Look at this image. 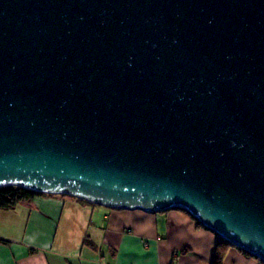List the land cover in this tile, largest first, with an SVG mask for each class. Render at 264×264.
I'll return each mask as SVG.
<instances>
[{
	"label": "water",
	"instance_id": "1",
	"mask_svg": "<svg viewBox=\"0 0 264 264\" xmlns=\"http://www.w3.org/2000/svg\"><path fill=\"white\" fill-rule=\"evenodd\" d=\"M182 209L264 261V0H0V188Z\"/></svg>",
	"mask_w": 264,
	"mask_h": 264
},
{
	"label": "crops",
	"instance_id": "2",
	"mask_svg": "<svg viewBox=\"0 0 264 264\" xmlns=\"http://www.w3.org/2000/svg\"><path fill=\"white\" fill-rule=\"evenodd\" d=\"M89 236L91 243H84ZM218 237L182 210H114L61 195L0 209V264H211ZM224 264H260L235 248Z\"/></svg>",
	"mask_w": 264,
	"mask_h": 264
},
{
	"label": "trees",
	"instance_id": "3",
	"mask_svg": "<svg viewBox=\"0 0 264 264\" xmlns=\"http://www.w3.org/2000/svg\"><path fill=\"white\" fill-rule=\"evenodd\" d=\"M39 195H47V194L34 192V191H31V190L24 189V188H21V187H16V186H9V187L0 188V209H3V210L14 209L18 203H20L22 201L31 200L34 197L39 196ZM61 196H63V197H71V196H68V195H61ZM71 198H74V197H71ZM78 200L81 201V202H84V203H89V202H87L85 200H81V199H78ZM172 210H182V209L175 208V209H172ZM182 211H184V210H182ZM184 212H186V211H184ZM187 214L195 221L197 228L207 229L196 218H194L189 213H187ZM84 243H87V244L91 243V240H90L89 236L86 237ZM231 248H235V249L239 250L240 252H242L243 254H245L246 256H249V257H252V258L256 259L260 264H264L263 260L253 256L252 254H250L249 252L245 251L244 249L235 246L231 242H228V241L224 240L221 237H218L217 245H216V248H215L213 256H212L211 264H224L227 252ZM188 253H190V249L189 248H185V249L181 250L180 252L177 253V256H175L172 259L170 264H175L176 259H177V257L179 255H186Z\"/></svg>",
	"mask_w": 264,
	"mask_h": 264
}]
</instances>
